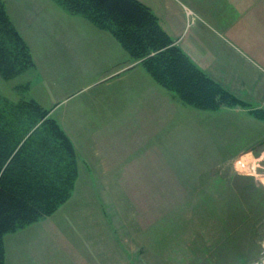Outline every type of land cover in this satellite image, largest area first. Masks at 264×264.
<instances>
[{
    "label": "rangeland",
    "instance_id": "1",
    "mask_svg": "<svg viewBox=\"0 0 264 264\" xmlns=\"http://www.w3.org/2000/svg\"><path fill=\"white\" fill-rule=\"evenodd\" d=\"M3 1L33 60L39 61L45 75L43 89L38 91L40 104L51 110V118L71 139L80 160L88 162V150H84L85 144L75 131L78 121L69 120L67 111L76 113L81 102L94 96L109 98L95 84L99 68L107 73L112 71L110 57L96 53V39L110 36L109 33L79 17L78 20L86 23L71 26L70 22H48L37 3L53 4L54 0ZM138 1L159 18L172 39H179L180 46L190 56L196 58L206 53L203 47L208 44V58L221 53L257 71L256 61L245 56L238 41L249 36L257 38L254 31L260 28L258 18L264 17V0ZM22 2H30L27 4L30 8ZM58 12L67 14L62 8ZM84 38L90 39L91 52L77 59L75 53L87 47L78 40ZM34 76L32 69L12 80L0 75L3 105L8 107L31 98L26 86H30ZM65 86L74 89L61 90ZM246 110L257 118L264 115V111L252 107ZM201 111L197 112L209 114ZM106 113L112 119L113 111L108 109ZM125 113L130 112L117 108L118 120H104L105 124L99 120L101 133L106 136L91 145L102 152L118 151L125 156L128 152V157L131 148L141 152L145 138L155 136L148 145L149 151L156 147L155 152L150 151L149 164L159 166L161 159L156 156L161 157L162 130L158 122L120 120L119 117L131 116ZM31 114L22 107L21 119L25 124L21 127V142L43 123L32 120ZM180 121V124L178 120L165 121V157L163 167L155 166L158 171L144 163L142 166L138 157H134L127 171L117 173L95 172L92 166L84 167L85 172L80 167L78 172L77 163L78 175L70 198L56 215L37 222L32 229L58 236L63 231L58 228L60 224L74 223L75 230L82 231L85 237L86 248L89 242H99L101 264H264V157L259 161L254 156H238L250 145L264 150V142L256 143V139L264 136V120H226L231 124L223 128H211L205 123L208 120H197L195 126ZM236 122L241 123L238 134ZM3 123L6 129L10 128V124ZM193 127L194 131H190ZM42 129L38 132L47 131ZM208 129L216 138L208 139ZM7 131L4 135L10 137L11 132ZM220 137L225 139L218 151L216 142ZM117 160L116 168H124L126 158ZM50 161L45 159L43 164L52 169ZM65 164H56L55 169L64 168ZM77 212L87 216L74 218Z\"/></svg>",
    "mask_w": 264,
    "mask_h": 264
},
{
    "label": "trees",
    "instance_id": "2",
    "mask_svg": "<svg viewBox=\"0 0 264 264\" xmlns=\"http://www.w3.org/2000/svg\"><path fill=\"white\" fill-rule=\"evenodd\" d=\"M54 1L69 14L82 16L110 32L159 84L185 103L202 110L245 105L201 71L175 45L159 18L138 0ZM34 68L29 46L8 15L5 2L0 0V75L12 80ZM29 88L26 86V90ZM2 100L0 96V264H5L4 237L57 212L70 198L78 173L75 147L50 117V110L34 98L8 107ZM22 107L31 111L32 120L43 122L23 142ZM3 122L10 128L6 129ZM40 127L47 130L45 134L38 132ZM4 131L11 132V136L4 135ZM45 149L49 150L44 152ZM45 159H52V169L44 166ZM61 163H66L65 167L55 169Z\"/></svg>",
    "mask_w": 264,
    "mask_h": 264
},
{
    "label": "crops",
    "instance_id": "3",
    "mask_svg": "<svg viewBox=\"0 0 264 264\" xmlns=\"http://www.w3.org/2000/svg\"><path fill=\"white\" fill-rule=\"evenodd\" d=\"M27 4H30V2H22L23 6L30 8V5L28 6ZM37 4L42 6L41 12H45V19L50 23L53 20L57 23L66 22V24H68V22H70V24H72L71 26H73L74 24L83 25L86 23L84 21L87 20L90 23L89 25L96 27L102 32L109 33L110 35L100 36L101 38L98 37L96 39V45L98 48L96 49V53L110 57L109 64L112 71L107 73V70L103 71L99 68L98 72L95 74L98 76L95 83L97 88L100 89L99 91L101 94L109 95V98L106 100V98L94 96L84 102H81V104L77 106L79 110L77 109L76 113L70 110H68L69 112L67 111L69 120L78 121L79 125H76L77 128L75 130L76 134L78 135L80 141L84 142L86 147L84 150H88L90 155L87 156V162L82 159L80 160L76 151L78 172H80V167H82L81 172H85L86 170H84V167L86 166H92L95 172H125L128 170L127 167L132 166L134 157H138L140 159L142 166L144 163L147 168H156V171H158V167H163V159L165 157L164 131L166 120H178L177 124L181 123L180 120H185L183 125L189 126H195L197 124V120H208L205 123L208 126H211V128L213 126H221V128H223L224 125L231 124L226 122V120H264V115L257 118L254 114L251 115L250 112L246 110V108L252 107L264 111V17L258 18L260 28H257V30L254 31L257 38H250L251 36H249L238 41V44L244 47L245 54H247L245 56L256 61L255 64L258 67L257 71L249 70L246 66H244V64L241 65V61L239 59L225 56L224 54L221 55V53L219 56L216 55L213 58H208V44L206 45L207 48L203 47V50L205 49L206 53H200L196 58L185 52L190 60L201 71L208 74V76L215 82L225 87L236 98L245 104L244 106H223L215 111L202 110L208 111L209 114H200V112L197 111L201 110L185 103L175 92L174 94L173 91L166 89L154 80V78L150 76V73L146 71L145 67L141 65V62L134 61L129 53L110 32L98 28L95 24L82 16L69 14L56 2H53L54 5L50 4V2L49 4L48 2L47 4ZM60 8L65 10L67 14H59L58 11ZM78 17L85 20H78ZM76 21L80 23L77 24ZM62 36L64 38L63 34ZM69 36L70 35L66 37ZM78 40L82 44H87V47L85 50L81 49L78 50V53H75L77 59H79V55L91 52L89 49L90 39L86 40L84 38L83 40ZM172 40L175 45L182 49L179 39ZM71 56H73L72 53ZM81 60H83V58H81ZM252 60L248 59L251 63L254 62ZM33 61L35 63V68L32 69V71H34L35 76L34 78H31L32 80L30 81L31 84L28 92L30 93V97L34 98L40 104L38 91L43 89L42 87L44 85L45 75L41 70L42 67L39 61H37V59ZM83 75L84 74L82 72L81 76ZM73 89L74 87L70 88L65 86L61 90L64 91ZM41 106L43 107V105ZM117 108L127 109L130 113H125V115H131L130 117H119L120 120H156V122H158L162 130V144L160 148L161 157L156 156V158L161 159V164L159 166L158 163L153 165L149 164L150 151L152 150L155 152L156 147L154 148V146H152V149L149 151L148 145L150 140L155 136H152V138H145V141L141 144V152L135 151L131 148V151L129 152L130 155H128V157V152H126V156L118 151L102 152L97 150L96 146L91 145V142L105 139L106 134L101 133V130L103 129L100 128L101 123L99 120H103L102 124H105L104 120H118V118L115 117V115H117ZM108 109L113 111L112 119L107 116L106 111ZM240 124V122H236V134L241 132L238 128ZM221 128L220 133L222 132ZM178 129L181 130L180 128ZM194 129L195 128L193 127V130H189L194 131ZM226 133L228 134V132ZM213 138L216 137L209 134L208 129V139ZM222 139H225V137L217 139L216 146L218 151L221 150ZM260 141L264 142V136L261 139H256V143ZM251 146L252 145L247 146V149H244L238 156H254L255 158H259L260 161V159L264 157V150H261V148L254 149L256 146ZM157 151L159 152V144ZM123 156L126 158V161L122 164L124 168L118 169L116 168L117 159ZM132 157L133 160L131 159ZM163 170L164 169H162V171ZM115 182L117 183V180H115ZM114 187L117 186L115 185ZM54 215L56 214H52L40 221L42 222ZM78 216L79 218L81 217L84 219L87 215L77 212L75 213L74 218H77ZM40 221L38 223H40ZM36 225L37 222L14 233H9L4 237L5 264H101L99 259L101 257V255L99 256V242L97 241L95 244L93 242H89V247L86 248L85 237L83 236L82 231L77 232L75 230L76 225L74 223L60 224L58 228H63V231L58 236L45 230H33L32 228H35Z\"/></svg>",
    "mask_w": 264,
    "mask_h": 264
},
{
    "label": "bare ground",
    "instance_id": "4",
    "mask_svg": "<svg viewBox=\"0 0 264 264\" xmlns=\"http://www.w3.org/2000/svg\"><path fill=\"white\" fill-rule=\"evenodd\" d=\"M244 164V163H243ZM244 166V165H243Z\"/></svg>",
    "mask_w": 264,
    "mask_h": 264
}]
</instances>
